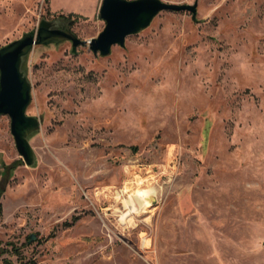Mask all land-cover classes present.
<instances>
[{"label": "rangeland", "instance_id": "374dc122", "mask_svg": "<svg viewBox=\"0 0 264 264\" xmlns=\"http://www.w3.org/2000/svg\"><path fill=\"white\" fill-rule=\"evenodd\" d=\"M161 1L196 19L161 11L105 56L28 53L39 127L27 166L0 115V264H264V0ZM97 2L0 0V47L41 20L96 38Z\"/></svg>", "mask_w": 264, "mask_h": 264}, {"label": "water", "instance_id": "95a60500", "mask_svg": "<svg viewBox=\"0 0 264 264\" xmlns=\"http://www.w3.org/2000/svg\"><path fill=\"white\" fill-rule=\"evenodd\" d=\"M164 10L188 11L192 19H196V3L189 5L165 3L161 0H101L98 12L105 27L96 38L82 41L66 27L55 28L56 21L41 20L37 29L0 47V115L10 118V133L15 148L27 166L34 163V154L27 139L39 127L38 119L25 113L31 97L30 84L22 66L33 46L58 44L66 40L71 41L73 53L78 46L88 45L94 54L105 56L112 46H124L127 36L146 28ZM69 23L73 21L69 20ZM29 239L33 241L34 237L29 236Z\"/></svg>", "mask_w": 264, "mask_h": 264}, {"label": "bare ground", "instance_id": "6f19581e", "mask_svg": "<svg viewBox=\"0 0 264 264\" xmlns=\"http://www.w3.org/2000/svg\"><path fill=\"white\" fill-rule=\"evenodd\" d=\"M155 193L156 191L154 188L148 190L140 189L132 193L129 196L128 200L126 199V203L129 207H127L129 209V213H136L139 208H146L152 206V202H154V195H156ZM126 215L127 214H122L120 220L122 221L123 219H125Z\"/></svg>", "mask_w": 264, "mask_h": 264}, {"label": "trees", "instance_id": "16d2710c", "mask_svg": "<svg viewBox=\"0 0 264 264\" xmlns=\"http://www.w3.org/2000/svg\"><path fill=\"white\" fill-rule=\"evenodd\" d=\"M72 16H74V15H72V14H70L69 15V17H72ZM61 17H63V16H61ZM66 18V17H65ZM67 19V18H66ZM68 20V19H67ZM70 20V19H69ZM68 20V21H69ZM20 162H16V163H14V165H13V167H15L17 164H19ZM2 192H3V189H1L0 188V197H1V195H2ZM1 211H2V209H1V204H0V213H1ZM3 252H7V251H4L3 249L2 250H0V253H3ZM8 264H11L10 262H8Z\"/></svg>", "mask_w": 264, "mask_h": 264}, {"label": "crops", "instance_id": "0c3cea01", "mask_svg": "<svg viewBox=\"0 0 264 264\" xmlns=\"http://www.w3.org/2000/svg\"><path fill=\"white\" fill-rule=\"evenodd\" d=\"M99 2H101V0H98L97 4H98Z\"/></svg>", "mask_w": 264, "mask_h": 264}]
</instances>
